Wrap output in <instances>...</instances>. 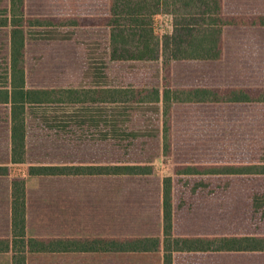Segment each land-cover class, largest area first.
Instances as JSON below:
<instances>
[{
	"label": "rangeland",
	"instance_id": "374dc122",
	"mask_svg": "<svg viewBox=\"0 0 264 264\" xmlns=\"http://www.w3.org/2000/svg\"><path fill=\"white\" fill-rule=\"evenodd\" d=\"M110 0H26V16L61 21L76 18L70 40H29L26 48L28 86L53 89L89 86L88 55L105 57ZM231 25L218 62L108 61L109 84L118 87L245 89L264 92V0H223ZM7 7L5 3L3 8ZM160 33L170 18L156 19ZM46 31L56 29L44 28ZM10 29L0 28V86L5 85ZM156 106L135 111L130 129L149 135L124 141H101L80 127L51 129L31 112L28 160L10 165L0 177V226L6 221L9 184L25 179L35 232L59 236L54 227L73 229L79 237L162 236L161 182L175 184V235L179 237L264 236V210L255 212L253 196L264 191V177L179 176L189 166L216 167L264 163V103L251 105H178L171 123L172 152L163 153ZM9 106L0 104V165L10 164ZM151 165L153 175L135 177H32L31 165ZM53 227V229H51ZM2 228H0V234ZM175 264H264L260 254L181 253ZM149 263L148 258H140ZM84 259H80V263ZM86 261V260H85ZM5 260L1 262L4 264ZM124 264V263H123Z\"/></svg>",
	"mask_w": 264,
	"mask_h": 264
},
{
	"label": "trees",
	"instance_id": "16d2710c",
	"mask_svg": "<svg viewBox=\"0 0 264 264\" xmlns=\"http://www.w3.org/2000/svg\"><path fill=\"white\" fill-rule=\"evenodd\" d=\"M7 7L3 8L4 4ZM26 0H0V28L10 29L6 83L0 86V104L9 106L10 164L0 165V177L10 176V165L28 160L30 113L44 120L51 129L65 131L80 127L97 133L101 141H124L148 136L131 130L135 111L146 106L158 115L162 149L171 155V123L176 106L182 104L251 105L263 104L264 92L253 95L240 89L118 87L109 84L108 61L138 62H218L224 56L223 39L232 22L224 13L223 0H110L106 27L107 51L104 58L88 55L89 86L40 89L28 86L26 48L29 40H70L76 18L61 21L26 16ZM170 18V29L160 33L156 19ZM264 26V19L261 21ZM46 31L44 28H54ZM95 135V134H94ZM96 136V135H95ZM32 177H135L154 173L151 165H31ZM179 176L264 177V163L216 167L189 166L178 169ZM162 236L157 237H51L28 236L29 192L25 179L13 178L9 184L10 237L0 238V252H12L14 264H27L29 253H154L163 264H175L174 256L190 254H260L264 236L227 235L221 237H179L175 235L173 177L161 182ZM255 212L264 210V191L253 196Z\"/></svg>",
	"mask_w": 264,
	"mask_h": 264
},
{
	"label": "crops",
	"instance_id": "0c3cea01",
	"mask_svg": "<svg viewBox=\"0 0 264 264\" xmlns=\"http://www.w3.org/2000/svg\"><path fill=\"white\" fill-rule=\"evenodd\" d=\"M5 179V177L1 178ZM10 200V196H9ZM9 200L6 215V221L0 226L2 233L0 238L10 237V207ZM28 236L49 239L54 232H50L49 236L40 235L35 232L31 222V212L28 213ZM53 229V227L51 228ZM59 236L65 238L79 237L78 233L73 229L61 230L54 227ZM52 234V235H51ZM162 255L154 253H79V252H53V253H29L27 256V264H140L143 262L140 258H148L149 263L145 264H163ZM80 259H84L80 263ZM5 260L4 264H14V255L12 252H0V264ZM86 260V261H85Z\"/></svg>",
	"mask_w": 264,
	"mask_h": 264
}]
</instances>
